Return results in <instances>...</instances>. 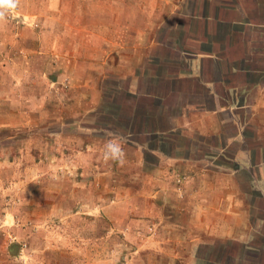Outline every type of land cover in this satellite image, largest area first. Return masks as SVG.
<instances>
[{
  "label": "crops",
  "instance_id": "crops-1",
  "mask_svg": "<svg viewBox=\"0 0 264 264\" xmlns=\"http://www.w3.org/2000/svg\"><path fill=\"white\" fill-rule=\"evenodd\" d=\"M41 1L43 32H0V129L73 145L76 192L137 169L111 201L138 203L157 264H259L238 251L264 254V0Z\"/></svg>",
  "mask_w": 264,
  "mask_h": 264
},
{
  "label": "rangeland",
  "instance_id": "rangeland-1",
  "mask_svg": "<svg viewBox=\"0 0 264 264\" xmlns=\"http://www.w3.org/2000/svg\"><path fill=\"white\" fill-rule=\"evenodd\" d=\"M42 3L20 0L0 23V32L3 25L12 27L13 34L23 27L37 34L43 32L47 15ZM19 55L27 57L24 52ZM22 76L27 77L26 71ZM250 125L248 135L254 134L260 123L253 120ZM19 131L0 129V264H157L158 252L148 248L156 238L150 228L153 224L145 227L136 223L137 217L132 222L127 218L128 213H137L138 203L130 201L121 206L111 201L112 196H121L125 185L137 191V169L127 166L125 171H116L114 165H107L116 174L106 184L92 176V186L83 184L76 192L73 181L83 176L73 165L75 147L61 146L53 138L45 149L40 146L41 127ZM15 134L23 142L21 147L15 146V138H9ZM252 140L251 146L256 143ZM176 143L186 141L176 139ZM26 144H31L30 154L22 152ZM96 174L100 176L101 171ZM241 175L243 190H247V175ZM107 205H111L113 217L106 215Z\"/></svg>",
  "mask_w": 264,
  "mask_h": 264
},
{
  "label": "clouds",
  "instance_id": "clouds-1",
  "mask_svg": "<svg viewBox=\"0 0 264 264\" xmlns=\"http://www.w3.org/2000/svg\"><path fill=\"white\" fill-rule=\"evenodd\" d=\"M20 3V0H0V23L5 20L6 14L14 11ZM104 159L111 160L117 164L123 165L125 162V152L122 146V139L114 137L107 141L104 149Z\"/></svg>",
  "mask_w": 264,
  "mask_h": 264
},
{
  "label": "trees",
  "instance_id": "trees-1",
  "mask_svg": "<svg viewBox=\"0 0 264 264\" xmlns=\"http://www.w3.org/2000/svg\"><path fill=\"white\" fill-rule=\"evenodd\" d=\"M238 253L242 254V255H246L247 258L249 259H252L254 262H258L259 264H261L260 262H262L264 260V254L262 255V251H259V252H253L252 251H246V250H239ZM264 253V251H263ZM263 256V257H262ZM256 260H259V261H256Z\"/></svg>",
  "mask_w": 264,
  "mask_h": 264
},
{
  "label": "built area",
  "instance_id": "built-area-1",
  "mask_svg": "<svg viewBox=\"0 0 264 264\" xmlns=\"http://www.w3.org/2000/svg\"><path fill=\"white\" fill-rule=\"evenodd\" d=\"M178 183H179V185L182 183V179H178Z\"/></svg>",
  "mask_w": 264,
  "mask_h": 264
}]
</instances>
